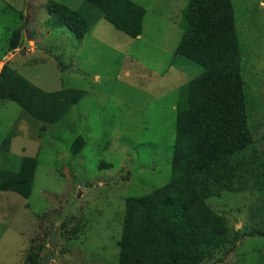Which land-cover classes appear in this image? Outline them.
<instances>
[{
  "label": "rangeland",
  "instance_id": "374dc122",
  "mask_svg": "<svg viewBox=\"0 0 264 264\" xmlns=\"http://www.w3.org/2000/svg\"><path fill=\"white\" fill-rule=\"evenodd\" d=\"M50 1L87 17L84 40L46 25ZM132 1L145 11L137 38L116 30L85 0H0V71L9 62L45 92H86L56 124L0 99V168L18 171L24 157L39 162L28 199L0 192V264H30L32 256L42 263L54 231L57 247L47 264H118L126 199L170 181L177 101L202 73L175 56L189 0ZM233 3L249 126L258 139L245 157L256 151L264 164V0ZM16 31L21 37L13 50ZM9 132L15 136L6 151ZM79 137L85 145L74 155ZM207 203L242 239L227 256L217 253L203 264H264V237L256 234L264 232V190L225 192Z\"/></svg>",
  "mask_w": 264,
  "mask_h": 264
},
{
  "label": "trees",
  "instance_id": "16d2710c",
  "mask_svg": "<svg viewBox=\"0 0 264 264\" xmlns=\"http://www.w3.org/2000/svg\"><path fill=\"white\" fill-rule=\"evenodd\" d=\"M85 1L100 9L116 30L131 38L142 33L145 11L136 2ZM48 13L49 28L66 27L78 40L90 32L87 17L67 5L50 1ZM184 21L175 56L197 63L202 73L183 87L177 101L170 181L147 195L126 199L118 264H203L217 253L227 256L242 235L207 201L225 192L264 190V164L258 163L256 151L245 157L258 139L249 126L233 0H189ZM20 37L16 31L13 50ZM85 94L75 88L45 92L9 62L0 71V99L15 102L45 123H59ZM14 136L9 132L5 138L6 151ZM261 138L264 154V133ZM84 145L83 138H77L72 153H80ZM38 166L37 158L24 157L18 171L0 168V192L28 199ZM256 234L264 237V232ZM29 262L41 263L37 256Z\"/></svg>",
  "mask_w": 264,
  "mask_h": 264
},
{
  "label": "water",
  "instance_id": "95a60500",
  "mask_svg": "<svg viewBox=\"0 0 264 264\" xmlns=\"http://www.w3.org/2000/svg\"><path fill=\"white\" fill-rule=\"evenodd\" d=\"M49 247H50L49 252L44 257L41 264H47L50 261L51 256H52V250L57 247V232L56 231L53 232V234L50 238Z\"/></svg>",
  "mask_w": 264,
  "mask_h": 264
}]
</instances>
